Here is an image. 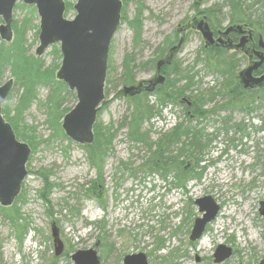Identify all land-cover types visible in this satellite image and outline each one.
Wrapping results in <instances>:
<instances>
[{"label": "rangeland", "instance_id": "374dc122", "mask_svg": "<svg viewBox=\"0 0 264 264\" xmlns=\"http://www.w3.org/2000/svg\"><path fill=\"white\" fill-rule=\"evenodd\" d=\"M64 1L66 10L70 5L65 17L73 20L76 16L73 6L77 0ZM121 1V25L109 53L106 97L95 125L104 136L109 130L115 132L124 116L132 111L128 99L121 93V66L127 54H135V82L148 80L153 76L154 66L151 64L146 68L144 65L158 58V49L174 39L172 35L179 25L209 15L208 21L214 31L225 30L232 24L228 20L226 0L199 3L198 0ZM140 8L143 10L142 43L134 49V32L129 23ZM25 20H29L24 42L27 56L40 59L45 68L60 66L62 56L60 54V58L54 52L56 47L60 53L59 44L48 48L41 57L36 55L40 18L35 7L19 2L14 10L13 24ZM252 29L258 32L256 28ZM14 42L13 30L11 42L0 39V50L2 43L8 47ZM203 46L201 36L190 33L175 65L186 75L198 73L194 80L196 84L184 97L193 99L203 95L204 110L209 112L199 121V129L203 128L213 139L205 162L201 164L204 169L201 179L192 180L181 188L170 184L174 182L173 175L164 180L157 172H151L150 155L130 143L127 129L123 128L115 132L112 150L104 161L102 204L96 199L83 201L80 187L96 181L97 173L90 168L81 145L67 138L60 127L65 138L54 137L31 150L28 176L21 194L12 207H7L18 212L22 219L19 223H28L21 242L18 230L0 213V264H74L73 254L90 249L98 252L101 264H123L124 257L137 253H144L149 264H215L213 256L220 245L233 251V256L222 264H259L264 260V217L259 214L260 203H264V108L257 107L262 105L258 98L261 93L252 97L256 100L254 112L242 110L245 107L235 104L231 91L224 88L229 86L228 79L201 62L205 59ZM216 61L213 58L211 63ZM230 62L235 76L247 66L245 56ZM175 78L178 77L173 75L170 81ZM8 80L13 81V88L4 105L7 103L13 108L23 90L17 86L11 69L4 68L0 71V86ZM183 85L184 82L178 86ZM219 92L221 95L210 101V97ZM48 96L47 88L38 90L37 97L42 103ZM147 101L151 106L158 105L156 96ZM76 103L75 93L71 92L63 107L73 109ZM168 106L172 111L164 108L161 117L144 125L145 129H151L154 142L186 121V107ZM46 113L34 102L24 114L23 126L36 129L39 140H48L53 134L45 123ZM195 124L196 120H193L192 125ZM111 125L113 129L109 128ZM189 163L185 160L183 164ZM44 172L50 174L49 182L56 186L49 195L51 209L41 197L45 187ZM204 197H211L220 206V212L203 238L192 243L189 237L194 221L201 217L195 201ZM73 208L80 210V218L72 215ZM54 223L64 245L59 258L54 256Z\"/></svg>", "mask_w": 264, "mask_h": 264}, {"label": "trees", "instance_id": "16d2710c", "mask_svg": "<svg viewBox=\"0 0 264 264\" xmlns=\"http://www.w3.org/2000/svg\"><path fill=\"white\" fill-rule=\"evenodd\" d=\"M226 7H228L229 10L227 16L230 23H248L249 26L256 28L258 33L264 38V0H245L244 2L243 0H226ZM67 8L66 14L70 5H68ZM142 11V8H140L137 15L129 23L134 32V49L142 43ZM207 18L209 20L210 15ZM210 25L212 26V24ZM28 26L29 20H25L21 23L14 22L13 30L15 33V42L8 47H5L4 43H2V48L0 50V71H3L4 68H10L12 76L15 77L18 82L17 86L23 90L15 107L9 108L7 103L4 105L2 110L3 117L13 128L17 139L28 144L32 150L36 149L37 146L41 144L49 142L54 137L65 138L60 129L61 122L64 116L72 109L63 107L65 98L69 96L71 92L62 82L56 79V73L60 67L59 64L52 68H45L40 59L30 55L27 56L28 49L25 47L24 42ZM173 36H175V33L172 37ZM163 46L164 47L159 48L156 53L158 54V58L164 56L169 47V43L167 44L166 42ZM54 52L56 56L60 57L59 50L56 47H54ZM216 52L218 55L214 56ZM203 55L205 59L203 58L201 62L205 64V67L207 66L209 69H213L223 78L228 79L226 83L228 82L229 86L227 87L225 85L224 88L227 91H231L235 104L244 106L245 108H242V110H247L248 113H252L256 109V100L252 97L254 94L261 93L258 98L262 105H257V107L260 108L262 106L264 108V89L260 91H244L237 85L233 70L234 66L230 62L232 60L234 61L235 56H228L225 51L214 50H203ZM213 58L217 60L215 64L211 63ZM220 58L226 59L220 60ZM136 64L135 54H127L124 57L121 66L123 72L120 79L123 86H129L135 83L134 72L137 68ZM148 64L149 62L144 66L146 67ZM173 74L178 78H175L174 81H167L166 85L156 93L157 107L149 105L147 99H128V106L132 108V111L129 115L124 116L115 132L126 128L128 141L150 155L152 164V166L150 165L151 168H149L150 171L157 172L164 180H168V178L173 175L174 182L172 181L170 184L184 188L188 182L201 179L200 174L204 172L201 164L205 162L204 157L213 139H211V135L204 132L203 128L199 129L201 124L199 121L203 120L207 114H209L208 111L204 110L206 104L204 102V96L200 95L193 97V99H191V108H188L187 105L182 106L179 102V100L196 84L194 80L198 76V73L189 76L175 68ZM257 74H264V65ZM182 82H184V85L178 86ZM40 88H47L49 90V96L43 103L37 97ZM220 95V92L213 94L210 97V101H213ZM247 100L249 103L246 102ZM34 102H36L39 107H43L47 112L45 123L53 130V134L48 140H39L35 135L36 129L23 126L24 114ZM170 104L187 108L185 116L186 121L185 123L178 124L169 133L162 134V136L154 142L150 136L152 133L151 129H145L144 125L155 118L161 117L162 110ZM193 120H196L195 125H192ZM109 128L113 129V125ZM115 132H110L109 130L104 136L102 132H99L97 126H95L93 144L81 146L86 154L90 168L95 169L97 173L96 181L93 180L81 185V200L83 201L96 199L102 204L103 165L105 159L109 155V151L112 150L111 146ZM185 160L190 161L187 166L183 164ZM124 168L127 170L126 165H124ZM189 173L191 175H189ZM43 174L46 176L44 178L45 187L41 193V197L44 203L49 205L51 209L52 206L49 195L56 186L54 183L49 182L50 174L45 172ZM177 181H179V183H177ZM10 210L12 209L0 207V213L3 214V217L5 216V219L11 221V224L18 230V237L21 242L22 237L28 230V223H19L22 219L18 212H15V210H12L14 211L12 212ZM8 212H10V214ZM71 212L74 217L80 218V210L73 208ZM52 259L56 261L54 257Z\"/></svg>", "mask_w": 264, "mask_h": 264}, {"label": "water", "instance_id": "95a60500", "mask_svg": "<svg viewBox=\"0 0 264 264\" xmlns=\"http://www.w3.org/2000/svg\"><path fill=\"white\" fill-rule=\"evenodd\" d=\"M203 2L205 0H198ZM28 7H35L40 18L39 45L36 55L41 57L51 46L60 45L62 56L56 79L62 82L70 92L75 93L76 106L64 116L61 128L65 136L73 142L85 146L94 142L93 129L97 122L98 113L105 101V87L108 72V61L112 40L121 25V0H77L73 6L76 16L73 20L65 17L66 4L64 0H0V39L4 42L13 40L12 24L14 9L17 3ZM201 34L206 47L225 46L230 49L233 43L223 41L220 37L214 40L207 19L200 18L195 24ZM247 26L234 25L223 33L227 37L231 33L243 34ZM251 36L252 31H248ZM245 38L235 46L236 50L244 47ZM184 42L181 37L179 44L172 49L178 50ZM260 51H254L258 58L250 66L236 75L239 85L248 91L264 88V75L255 77L264 65V41L259 39ZM168 64L161 60L157 64V71ZM164 78L158 75V81L149 82L146 87L151 92L156 84H162ZM138 86H129L122 89L125 96L139 94ZM13 81L8 80L0 86V206L10 207L21 193L22 185L28 176L27 164L31 156L28 144L19 141L11 125L4 119L2 109L11 90ZM201 218L194 221L189 237L190 242L199 241L207 226L211 224L220 212V206L211 198L204 197L195 201ZM259 214L264 217V203H260ZM52 238L54 255L60 257L64 252V245L60 239L59 229L52 224ZM232 249L220 245L214 254V263L221 264L231 258ZM74 264H101L98 252L95 249L78 251L71 256ZM123 264H149L144 253L132 254L124 257ZM259 264H264L262 260Z\"/></svg>", "mask_w": 264, "mask_h": 264}, {"label": "flooded vegetation", "instance_id": "af4514ba", "mask_svg": "<svg viewBox=\"0 0 264 264\" xmlns=\"http://www.w3.org/2000/svg\"><path fill=\"white\" fill-rule=\"evenodd\" d=\"M203 17L204 16H200L198 18H194L191 22L186 23L184 25H179L177 27V29L175 31V34L176 35L174 36V39L169 43V47H168L167 51L165 52L164 56L162 58H157L153 63L150 61L149 64H148V66H147V67H149V65L153 64V66H154L153 76L150 79H148V80L139 81L137 83L135 82L133 85H129V86H138L139 84H142V87L139 88V94H137V95H135L133 97H131V96H125L122 93V95H123L124 98H126V99H134V98L149 99V97H151V96H156V93H158L159 89H162L166 85L167 81L170 80V77H173V75H174L173 74V71H174V69L176 67L175 65H176V63H178V56L182 52L183 47L185 46V44L187 42V38H188L189 34L195 32L196 34H199L201 36V34L196 30L195 24H196V21L198 19L203 18ZM205 18L207 19V22L209 24V27H210L211 31L213 32V34H214V40L217 41L221 37L223 41H225V42L226 41H230L231 43H233V45H232L233 47L230 48V49L226 48L225 46H216V45L215 46H208V47H206V43L204 42V40H203V38L201 36V38L203 40V43H204V46H203L204 49L203 50H205V51H207V50L225 51L230 56H233V57L235 56V58H238L239 56H245V59L247 61L246 68L248 66H250L252 64V62L254 63V62H257L258 61V58L254 54V51H260L261 50L260 47H259V39H260V37L263 38L262 35H260L257 31L253 30L252 27H250L247 23H234V24H231L230 26H234V25L244 26V25H246L247 26L246 31H244L243 34L231 33L230 35H228L227 37H225V36L220 35V34L223 33L226 29L225 30L214 31L211 28L212 26L210 25V23L208 21V18L207 17H205ZM249 30L252 31L251 36L248 33ZM181 37L184 38L183 44L181 45V47L178 50L172 51V49L179 44V41H180ZM243 38H245L244 47L241 48V49H239V50H236L235 49V46L238 45V44H240V42H241V40ZM263 41H264V38H263ZM157 57H158V54H157ZM161 60H165L166 62H168V64H166L165 66H163L161 68L160 73H158V71H157V64ZM258 71L254 73V76L255 77H260V76L263 75V74L258 75L257 74ZM158 75L162 76L165 79L164 82L162 84H156L155 87L153 88V90L151 92H148L146 90V87H150L149 86V84H150L149 82H151V81L152 82L158 81ZM237 82H238V80H237ZM238 84H239V82H238ZM124 87L125 86H123V88ZM121 92H123V91H121ZM179 102H180V104L182 106H184V104H186L188 108H191L192 107V100L189 99V98H187V97H183L182 99L179 100ZM201 216H202V214H201ZM199 218H201V217H199ZM211 224H209L207 226V228ZM207 228H206V230H207ZM206 230H205V232H206ZM205 232H204V234H205ZM204 234H203V236H204ZM203 236H202V238H203ZM232 256H233V251H232ZM56 258H59V257H56ZM213 258H214V256H213Z\"/></svg>", "mask_w": 264, "mask_h": 264}, {"label": "bare ground", "instance_id": "6f19581e", "mask_svg": "<svg viewBox=\"0 0 264 264\" xmlns=\"http://www.w3.org/2000/svg\"><path fill=\"white\" fill-rule=\"evenodd\" d=\"M166 71V70H165ZM190 125V124H189ZM210 150V149H209ZM123 262V261H122Z\"/></svg>", "mask_w": 264, "mask_h": 264}]
</instances>
